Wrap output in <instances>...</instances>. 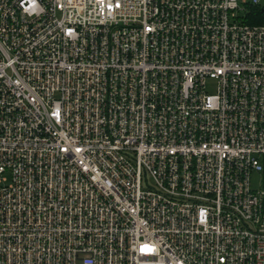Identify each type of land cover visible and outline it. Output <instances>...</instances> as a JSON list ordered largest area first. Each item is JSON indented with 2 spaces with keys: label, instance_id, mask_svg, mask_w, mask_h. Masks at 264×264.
<instances>
[{
  "label": "built area",
  "instance_id": "obj_1",
  "mask_svg": "<svg viewBox=\"0 0 264 264\" xmlns=\"http://www.w3.org/2000/svg\"><path fill=\"white\" fill-rule=\"evenodd\" d=\"M242 2L0 0V264H264Z\"/></svg>",
  "mask_w": 264,
  "mask_h": 264
},
{
  "label": "rangeland",
  "instance_id": "obj_2",
  "mask_svg": "<svg viewBox=\"0 0 264 264\" xmlns=\"http://www.w3.org/2000/svg\"><path fill=\"white\" fill-rule=\"evenodd\" d=\"M248 2H250L251 0H247ZM238 2H239V4L241 5V6H243V2H242V0H238ZM259 2H260V4L261 5H264V0H259ZM248 9H250V6L248 7ZM239 11V14L241 15V16H243V9L241 8V9H239L238 10ZM246 13V12H245ZM208 87L209 88H212V82L210 81V82H208ZM260 179H261V175H260V173L259 172H257V171H253L252 173H251V178H250V185H251V188L252 189H259V187H260Z\"/></svg>",
  "mask_w": 264,
  "mask_h": 264
},
{
  "label": "trees",
  "instance_id": "obj_3",
  "mask_svg": "<svg viewBox=\"0 0 264 264\" xmlns=\"http://www.w3.org/2000/svg\"><path fill=\"white\" fill-rule=\"evenodd\" d=\"M262 7L260 5L251 6L250 11L245 16L244 20L247 22H262V21H264V15L262 13Z\"/></svg>",
  "mask_w": 264,
  "mask_h": 264
}]
</instances>
